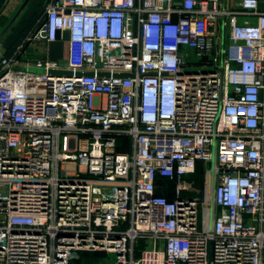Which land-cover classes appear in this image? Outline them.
I'll return each instance as SVG.
<instances>
[{"label":"built area","instance_id":"built-area-1","mask_svg":"<svg viewBox=\"0 0 264 264\" xmlns=\"http://www.w3.org/2000/svg\"><path fill=\"white\" fill-rule=\"evenodd\" d=\"M0 264H264V0H48L0 55Z\"/></svg>","mask_w":264,"mask_h":264},{"label":"crops","instance_id":"crops-1","mask_svg":"<svg viewBox=\"0 0 264 264\" xmlns=\"http://www.w3.org/2000/svg\"><path fill=\"white\" fill-rule=\"evenodd\" d=\"M24 1L0 0V55L2 53L10 54L22 42L24 35L48 0H29L20 11ZM67 58L68 42L66 40L34 41L26 45L19 61L26 65L37 59H53L64 62Z\"/></svg>","mask_w":264,"mask_h":264},{"label":"trees","instance_id":"trees-1","mask_svg":"<svg viewBox=\"0 0 264 264\" xmlns=\"http://www.w3.org/2000/svg\"><path fill=\"white\" fill-rule=\"evenodd\" d=\"M199 174H201L200 172H198V173H196L193 177L196 179V181H197V179H198V175ZM198 182V181H197ZM171 185V184H170ZM170 187L171 186H169V188L167 189L168 191H167V195L170 197V198H172L173 196H174V193H173V190H171L170 189ZM102 255V253H100V252H93V253H89V252H85L84 254H83V256L85 257V258H88V257H92V256H95V257H99V256H101Z\"/></svg>","mask_w":264,"mask_h":264},{"label":"water","instance_id":"water-1","mask_svg":"<svg viewBox=\"0 0 264 264\" xmlns=\"http://www.w3.org/2000/svg\"><path fill=\"white\" fill-rule=\"evenodd\" d=\"M29 2V0H25L24 3L22 4L21 6V9L20 11L27 5V3ZM21 68H24V69H29L31 71H37V72H42L43 69H40V68H35V67H26V66H21Z\"/></svg>","mask_w":264,"mask_h":264},{"label":"rangeland","instance_id":"rangeland-1","mask_svg":"<svg viewBox=\"0 0 264 264\" xmlns=\"http://www.w3.org/2000/svg\"><path fill=\"white\" fill-rule=\"evenodd\" d=\"M67 167H68V169H73V165H70V164H69ZM197 181H198L197 184H198L199 186H201V185H202V174H199V175H198V179H197ZM170 186H171L170 189L172 190L174 186H173L172 184H171Z\"/></svg>","mask_w":264,"mask_h":264}]
</instances>
